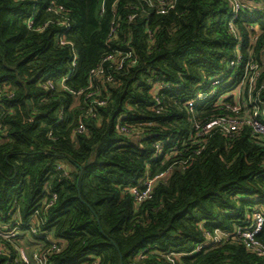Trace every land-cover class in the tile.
Here are the masks:
<instances>
[{"label": "trees", "instance_id": "trees-1", "mask_svg": "<svg viewBox=\"0 0 264 264\" xmlns=\"http://www.w3.org/2000/svg\"><path fill=\"white\" fill-rule=\"evenodd\" d=\"M233 11L228 0H176L166 15L144 0H0V227L20 231L0 239V264L50 248L47 235L62 247L50 264H170L171 253L264 264L236 235L264 205V136L248 124L229 136L195 129L264 124V12ZM117 50L136 64L105 62ZM92 100L106 104L89 113ZM168 171L137 206L129 190ZM217 230L229 239L197 251Z\"/></svg>", "mask_w": 264, "mask_h": 264}, {"label": "built area", "instance_id": "built-area-1", "mask_svg": "<svg viewBox=\"0 0 264 264\" xmlns=\"http://www.w3.org/2000/svg\"><path fill=\"white\" fill-rule=\"evenodd\" d=\"M144 1H146L149 4L150 9L157 10V13L159 15H166L173 8V5L176 0H156V1L144 0ZM229 1L232 2V0H229ZM242 8L244 7H235V8L233 7V10H234L233 12L236 17L239 15ZM128 19L129 21H134L135 16L129 17ZM60 38L62 39L60 41V45L62 46L66 45V39H64L63 37H60ZM124 55L125 54L121 52L120 50L114 51L112 54H110L106 58L105 62L112 63V65H114L121 58V61L116 65V68H115L116 70H119V71L124 69V65L126 61L128 60L131 61L130 62L131 65L136 64L135 60H133L132 53L127 54L126 57H123ZM73 65L75 66V62L73 63ZM246 68L250 72L257 71V67L252 64L248 65ZM104 73H105L104 68L100 67L96 71L92 72V77L93 79H100L103 77ZM68 79H69L68 76L65 79H63L62 81L63 87H65L66 81ZM109 80H111V78ZM161 87L162 85L158 84L157 86H155V89H159ZM44 88L48 91L54 89V81L53 80L47 81L44 84ZM73 94L79 96L82 94V92H78V93L73 92ZM94 96L95 94H89L86 98L93 99ZM0 99H1V95H0ZM155 101L156 103H158V106H159L160 105L159 98L156 97ZM94 103L100 106H103L106 104L103 101L94 100L93 102L92 100L90 103L89 113H93L92 106ZM189 110L191 114L195 113L194 104L191 103L189 105ZM238 111L239 109L235 110L234 112L238 113ZM244 124H248L252 126L258 134L264 136V133L259 132V131H264L263 129L264 124H262L259 120H256V119L241 118L239 116L237 118H232V117L221 118L217 121L210 122L203 129L199 125H195V129L200 133V135H208L212 130L219 128L220 131L225 136H229V135H233L236 132H238L240 127ZM260 127H263V128H260ZM118 130L125 134L130 133V130L128 128L119 127ZM84 132H85V126L83 124H80V126L76 130V133L82 134ZM164 147H165V143L163 142L156 144V155H155L156 158L159 157L164 152ZM59 170L64 171L65 169L63 170V167L60 166ZM65 174L67 175V173ZM168 177H169V171L160 173L159 175L155 177H152L149 175L144 181L140 183L139 186L131 188L129 190V194L134 198L135 204L139 206L143 204L144 202H146L147 200H149L154 192V188L156 187L157 183L159 181L167 179ZM56 198L57 197L55 196L54 199L56 200ZM263 229H264V205L261 204L257 208L254 209L253 216L250 219L249 226L244 231H239L236 234L237 236L243 238V242L246 244V247L248 248V250H250L251 252L257 254L258 256L262 258H264V244H262L261 242L257 240V236L262 233ZM30 235L42 237V235L39 233L38 227H35V226L31 228ZM19 236H20V231H19L18 226L11 230L9 228L4 229L0 227V239L2 240H13L14 238L19 237ZM45 237L48 239V241L51 244V247L48 249H45L43 245H38L34 247L36 248V250H34L31 254H29L30 251L27 248L19 249V256H20L22 264H50L49 255L54 254V253L58 254L62 251V247L59 244V242L55 241L50 235H47ZM229 237L230 235L228 233L222 232L219 230L215 231L214 234L207 232L205 234L206 242L204 243L203 246H199L197 248V251H201L203 248H209L214 245H217L221 243L223 240L229 239ZM2 252L3 251L0 247V253ZM182 256H183L182 254L171 253V254H168L166 258L170 264H181L180 261H181ZM143 258L144 257L142 256L141 259Z\"/></svg>", "mask_w": 264, "mask_h": 264}, {"label": "rangeland", "instance_id": "rangeland-1", "mask_svg": "<svg viewBox=\"0 0 264 264\" xmlns=\"http://www.w3.org/2000/svg\"><path fill=\"white\" fill-rule=\"evenodd\" d=\"M229 2L231 4V6L234 8L235 7H247V8L249 7L250 9L256 10V12H259V13L264 12V7L262 5H257L255 3L248 4V1H246V0H232V2L231 1H229ZM245 114H248V113H245ZM247 116H249V115H247ZM260 128H263V127H260ZM258 131H259V129H258ZM259 132L264 133V131H259ZM28 239H30V238H28ZM34 250H36V248H32L31 250H29L30 251L29 254H31Z\"/></svg>", "mask_w": 264, "mask_h": 264}]
</instances>
